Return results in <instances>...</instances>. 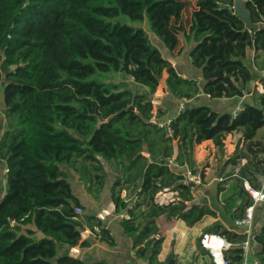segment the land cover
Instances as JSON below:
<instances>
[{"label":"trees","instance_id":"trees-1","mask_svg":"<svg viewBox=\"0 0 264 264\" xmlns=\"http://www.w3.org/2000/svg\"><path fill=\"white\" fill-rule=\"evenodd\" d=\"M243 1L257 23L254 31L244 28L232 0H0V165L7 168L0 197V264H103L67 256L88 234L87 225L101 217L75 212L86 205L61 164L75 172L97 203L110 180L113 209L146 154L150 113L158 105L150 96L163 93L164 83L176 99H192L201 91L211 99L236 98L251 90L256 75L263 91L252 90V101L234 116L199 104L184 106L166 123L160 121L165 110L156 109L149 158L114 208L128 215L120 225L135 256L147 264H176L174 258L158 259L160 216L189 227L204 216L217 217L215 209L196 201L184 170L171 167L174 162L195 172L187 147L192 126L211 140L220 158L226 136L240 133L241 147L219 164L216 193L223 194L232 223L243 216L252 202L243 180L259 189L256 174L264 170V136L257 135L264 126V0ZM141 23L171 51L167 61ZM184 39L191 66L200 70L199 84L171 66ZM118 73L145 90L133 92L126 83L109 80ZM236 165L239 172L233 175ZM167 191H173L171 198L160 203L157 194ZM96 226L99 240L113 246L109 229L101 220ZM233 228L216 219L204 230L231 244L222 252L228 264L239 263L245 239L243 228ZM253 228L251 254L264 264V221L257 232ZM253 242L260 246L254 253ZM209 264H215L212 258Z\"/></svg>","mask_w":264,"mask_h":264},{"label":"crops","instance_id":"crops-1","mask_svg":"<svg viewBox=\"0 0 264 264\" xmlns=\"http://www.w3.org/2000/svg\"><path fill=\"white\" fill-rule=\"evenodd\" d=\"M195 2H194V7H193L192 11L195 9ZM189 21H190V17H189ZM187 28H188V25H187ZM187 28H186V34H187ZM185 38H186V35H185ZM183 47H185V39H184L182 46H180L176 52L175 65H171L175 69L179 65V62H178L179 59H177V55H179V53L183 49ZM168 52L170 53L171 51H168ZM187 54H188V48H187L186 56H187ZM165 59L167 61V58H165ZM178 72L184 77L198 79V81H199L198 84L200 83V70L191 66L188 57H187L186 72L181 71V69H179ZM163 82H164V79H163ZM254 84H255V81H253L251 83V87L254 86ZM164 87H165V83L163 84L162 88H164ZM167 95H168V93H167ZM167 95L162 96L161 103L158 104L154 108L153 113H150L149 119L152 118L154 121H153L152 126L150 128V131L148 130V127H147V135L149 133V137H148L147 146H146V154H145L144 158L142 159V162H141L140 167L137 171V174L135 175V168H134L131 179L129 180V182L126 184V186L122 189V191L119 194V195H122L121 193L124 192L123 196L120 199L116 198L115 204L124 199L127 192L129 191V189L132 187L134 182H136V180L138 179L139 172H140V169H141V166H142L144 160L149 158L148 144H149V141L153 135L154 123L157 122L156 117H155L156 109L158 107H162L165 110V114H164L165 119L163 116V117H161V120H160L162 122L166 121L167 119H169L173 116H175L179 112V109H178L179 99H176L174 97L167 96ZM1 96H2V94H1ZM210 99L211 98H209L206 94H204L201 91L198 93V95L195 98H192V99H189L188 101H186L184 103V106L191 107V106H195V105H199V104L209 105ZM176 100H177V102H176ZM251 101H252L251 95H245L243 97H236V98H225V99H223V101L216 104L217 108H212V109L217 110V111H229L230 113H232V112H236V111L240 110L242 108L243 103H246V102L248 103ZM0 103H1L0 104V109H1L3 106L2 97H1ZM148 123H149V120L147 122V126H148ZM237 135H238V137H240V133H238ZM146 139H147V136H146ZM187 139H188L187 147L189 148L188 150L189 151L190 150L195 151L197 153V155L203 154L201 152V149L196 148L198 145H204L207 148H209L212 144L211 140H203L201 138V134H200V132L196 126L191 127V134L189 135V137ZM228 145H230V144H228ZM143 148H144V146H143ZM143 148L140 152V156L143 153ZM4 165H5V163H4ZM214 168H218V172H216L215 177H221V174H219V173H221L219 165H218V167H217V165H214ZM227 168L225 171L228 170ZM109 185H110V180H106V183L104 184L102 192H101V198H100L99 204L97 205V211L98 212H100L102 209H105V210L107 209L106 213H104V215H101V213H98V212L96 213L97 215H99L101 217V219H96V217H95L93 219V221L91 222V224L87 225L89 227L88 234H86L85 237H82V238L80 237V239H78L77 243L73 246V248L72 247L69 248V250L67 252V256L70 253L74 254L75 257H80L81 259H83L87 263H92L95 261H101L103 264H147L143 261V259H139L135 256L134 251L131 249V239L129 237L125 236V234L123 233L122 227L120 225V219L122 217L120 214L124 213V211L120 212V213H115L114 212L115 204H114V207L112 209L111 202H113L114 200H111L109 198ZM79 187H80V194L74 190H73V192L75 193V195L77 196L79 201L83 205H86V203L90 200V197L86 193L83 185L80 184ZM168 193H170L172 195L173 191L161 192L160 194L157 195V198L159 199L160 197H162L161 194L167 195ZM104 205H107V206L103 207ZM96 214H95V216H96ZM210 219L213 220V222H214V220H216V218H213V217L207 215V216H204L200 221L196 222L193 226H190V227L185 226L186 229H188V230L193 231V230L197 229V234H198L197 242L199 240V236H200L201 232H203L205 230V229L204 230L202 229L201 223L202 222H211V221H209ZM99 220H101L103 222L104 226L109 229L110 234L114 237V245L113 246H108L103 241H100L99 237L95 234L96 231H98L96 223ZM163 221H166L163 216L158 217L156 220L157 226L159 227V234H157L156 236L157 237L158 236L163 237V241L161 243V250H160V253L158 254V259L159 260H165L168 257V255L172 254V253L174 254V256H175V254H179L178 256L181 257L183 255V253H180L181 252V237L184 235L183 234L179 235L180 238H176L175 239L176 243L173 244L174 240H172L171 236L169 237L168 233L166 232V230H169L170 228H168V229L164 228L165 225L163 224ZM263 221H264V213L262 214V210H261V212H257L256 215L254 216V228L253 229L255 232H257L259 230ZM166 222H169V221H166ZM175 222H178V223L182 222L183 224H185L184 221L179 220V219L176 220ZM208 226L209 225H207V227ZM231 226L233 228V223L231 224ZM92 229H93V231H92ZM80 234H81V232H80ZM83 241H87V245L82 246L81 242H83ZM165 242H166V244H165ZM259 247L260 246L258 243L253 242L252 252L254 253L255 251H257L259 249ZM197 248H198V246H197ZM197 248L195 246L191 247L190 251H189L190 255H192V254L197 255L199 250L201 253H203L201 248H199V250H197ZM204 254H207L210 257L208 251H206V253H204ZM75 257H73V258H75ZM248 260H250V258Z\"/></svg>","mask_w":264,"mask_h":264},{"label":"rangeland","instance_id":"rangeland-1","mask_svg":"<svg viewBox=\"0 0 264 264\" xmlns=\"http://www.w3.org/2000/svg\"><path fill=\"white\" fill-rule=\"evenodd\" d=\"M184 16H185V13L183 11V17ZM140 26L145 28L146 31L148 32V29L146 28L144 23H141ZM148 35H149L151 42L159 48V50L162 52L164 57L168 58L170 53L163 48L161 43L151 33L148 32ZM186 53H187V47H183V49L180 51L179 55H177V59H179L178 60L179 65L176 68L177 71H179V69H181V71L186 72V69H187ZM255 79H257L256 75L253 76V80H255ZM109 80L114 82V83L124 82L127 84L128 88L130 90H132L133 92H140V91L145 90L144 87L134 83L133 80H131V78H129L128 76L121 74V73L111 74L109 77ZM162 91H163V93L154 94L155 93L154 92L153 94H151V96H150L151 102L153 99L156 103L160 104L162 96L167 95V93H168L165 90V87L162 88ZM1 94H2V91L0 90V102H1V97H2ZM167 96H171V95L168 93ZM223 99H225V98H212L209 101V106L211 108H217L216 104L223 101ZM176 102H177V100H176ZM164 119H165V116H164ZM237 134H238V132H232L226 136V138L224 139V155L221 156V158L219 156L220 153L216 152V149L213 146V144H211V146L209 148H207L204 145H198L196 148L201 149V152L203 153L202 155H197V153L192 150L193 158H194V161L196 163L195 172L191 173V171L187 167H185V166L181 167L174 162H173V164L171 163V167L173 169H175L177 171H180V170L183 171L184 170L186 178L189 182H196V185L194 186V189H193V195H194V198L196 199V201L205 202L209 206H211L213 209H215L217 211V217H216L217 221L221 222L223 224V226H225L226 228H229V229L231 228L232 219L230 218L227 210L223 208V206H224V204L222 203L223 194L216 193V184L220 180V177H215L216 172H218V168H214V165H217V167H218V165L221 163V161H224L228 156H230L234 152V149L236 148L237 145H238V147L239 146L241 147L242 143L241 142L237 143L239 140V137ZM257 135L259 137L264 136V126L261 127L257 131ZM187 141H188V139H187ZM228 144H230V145H228ZM5 167L6 166L4 165V162H2L0 165V197L4 191ZM61 168L69 176L67 179L69 180L70 184L72 185V189L80 194V187L79 186L81 183L79 182L78 177L75 174V172H73L65 164H61ZM227 169H230V167H228ZM202 174L204 175L203 178L201 177ZM219 174L222 175V173H219ZM188 175L189 176L194 175L195 179H193V180L189 179ZM196 176H199V178H200L199 182H197L198 178ZM263 190H264V185H263ZM161 196L164 197L165 200H167L172 195L170 193H168L167 195L161 194ZM98 204H99V202L97 203L92 198H90V200L86 203V206L84 207V210H82L81 213L83 215H86L88 213L95 215L98 212L97 211V205ZM261 204H264V202L258 203L257 206H259V207H257V206L256 207H257V209L260 210V212L262 210V214H263L264 213V207L262 209V207L260 206ZM105 206H107V205H104L103 207H105ZM106 210L102 209L98 213H101V215H104V213H106ZM121 212H123V211H121ZM211 219L209 220L211 222H202L201 223L203 230L207 228V225L210 226L211 225L210 223H213V220H211ZM175 221L176 220H172L169 222L163 221V224L165 225L164 228H166V229L170 228L169 230H166V232L168 233V236L169 237L171 236L172 240H174L173 244L176 243V241H175L176 238H180L179 235H181V234L184 235L181 237V252H180V253H183V255L180 257V256H178L179 254H175V256H174V254L172 253L173 256L171 259H173L175 257L174 259H175L176 264H209L211 258L207 254L201 253L199 248H197V239H198L197 229H195L193 231L188 230V229H186L185 224H183L182 222L178 223ZM83 227H84V225H83ZM80 231H81V228H80ZM36 235L38 236L40 234L37 232ZM165 244H166V242H165ZM193 246H195L197 248V250H199L197 255H193V254L190 255V253H189L190 248ZM60 251H61V249H60Z\"/></svg>","mask_w":264,"mask_h":264},{"label":"built area","instance_id":"built-area-1","mask_svg":"<svg viewBox=\"0 0 264 264\" xmlns=\"http://www.w3.org/2000/svg\"><path fill=\"white\" fill-rule=\"evenodd\" d=\"M252 54L250 55V59L252 62ZM264 73V72H263ZM255 84L254 86L251 87L250 91H243V96L245 95H251L252 90H256L258 92H262V85L260 84V82L258 81V79H255ZM191 98H185L182 97L181 99H179L178 101V109H182L184 107V103L186 101H188ZM264 113V110H263ZM231 115H235V112H232ZM170 121V119H167L165 122L168 123ZM168 131L171 133V130L168 129ZM262 156L264 157V153L262 154ZM245 162V160L241 161V164H243ZM173 164V162H171ZM239 168L240 165H236L233 167V175H237V173L239 172ZM7 171V168L5 167V172ZM258 181L261 183V188L256 189L254 187H252V185L249 183V181L247 179L243 180V186L244 189L246 190V192L248 193V195L251 197L252 202L250 205H248L243 212V216L239 219H235L233 221V227L238 229V228H243V232L245 233V239L242 241V243L240 244V248H241V253H240V261L238 264H259V260L255 257L251 255V244H250V236L252 233V228H253V218H254V209L255 206L264 201V190H263V185H264V170L259 173L256 174ZM198 178L199 182V176H196ZM188 178L193 180L195 179L194 175L189 176ZM196 183V182H194ZM158 195V194H157ZM171 198V197H170ZM169 198V199H170ZM168 200V199H167ZM165 200L164 197H160L158 199V201L161 203L163 201H167ZM75 212L77 214H81L82 212V208L80 206H76L75 207ZM121 216L124 217H128V215L124 213L120 214ZM199 245L200 248L205 249L206 251H208L210 257L212 258V260L214 262H220L221 264H228L226 261H224L223 259V250L227 249L231 244L229 242H227L225 240V238L217 233H212V232H206L203 231L201 232L200 236H199ZM250 258V260H248Z\"/></svg>","mask_w":264,"mask_h":264},{"label":"water","instance_id":"water-1","mask_svg":"<svg viewBox=\"0 0 264 264\" xmlns=\"http://www.w3.org/2000/svg\"><path fill=\"white\" fill-rule=\"evenodd\" d=\"M232 11L237 14L244 22V28L249 30H256L257 23L253 22L250 17L249 9L244 5L243 0H232ZM166 60V59H165ZM260 107V105H258ZM133 109L132 106L129 107ZM191 185L194 187L196 183L191 182ZM172 254H169L168 257L165 259L168 262L172 258ZM215 264H221L220 262H215Z\"/></svg>","mask_w":264,"mask_h":264}]
</instances>
